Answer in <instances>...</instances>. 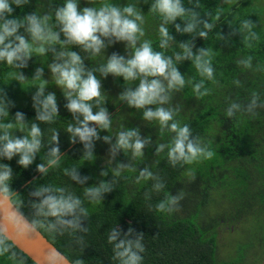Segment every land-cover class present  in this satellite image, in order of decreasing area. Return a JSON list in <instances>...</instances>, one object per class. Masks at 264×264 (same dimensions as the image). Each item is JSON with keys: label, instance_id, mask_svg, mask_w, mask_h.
Wrapping results in <instances>:
<instances>
[{"label": "trees", "instance_id": "1", "mask_svg": "<svg viewBox=\"0 0 264 264\" xmlns=\"http://www.w3.org/2000/svg\"><path fill=\"white\" fill-rule=\"evenodd\" d=\"M64 0H27L22 7L15 8L13 16L22 18L24 14L35 12L44 15L54 12ZM118 6L134 4L144 16L143 39L152 41L155 51H162L166 56H172L173 62L185 78V87L172 94L170 104L163 107L178 109L174 117L181 125L187 124L193 136H199L208 144L213 152L210 160H203L173 167L167 159V151L157 154V146L161 143L169 144L174 133L167 130L161 134L159 126L143 119V110L131 108L125 101L119 99L124 90L123 78H107L95 74L102 83V96L99 104L92 101L93 111L106 108L112 118L109 130H99L100 140H95L94 157L92 160L84 158V148L79 142L71 144L70 134L67 132L69 124L76 125L72 114L64 107L67 100L62 90L58 91V115L51 123L35 120L34 108L29 109L26 104L29 99V82L36 68H43V76L49 74V65L53 63V53L43 56L33 54L29 66L24 69H14L6 62H0V103L11 100L15 107H8L9 115L0 117V122H14V114L21 111L26 116L23 130L16 129V136L27 135L31 123H37L42 132V147L35 161L27 169L17 164L18 157L11 161L0 160L8 164L13 170L10 183L13 195L11 202L23 216L31 220L32 209L29 192L40 185L63 187L72 192L83 202L88 210V217L83 226L87 227L83 236V246L75 244L66 233L64 236L54 237L45 229L38 231L58 249L71 264L81 259L84 264H119L115 260L113 245L108 242V235L112 228L121 231L118 239L124 238V233L132 227L135 235L143 232L145 251L142 253V264H242L250 262L256 264L253 249L264 250V107H256L253 112L246 111L251 102L252 92H257V105H264V12L253 5L251 0H244L229 4V0H183L186 8L199 13L198 20L212 24L211 29H204L203 23H198L192 34H179L174 25H167L169 34L174 37L168 42L166 49L159 47L161 37L159 26L161 19L149 12L152 0H106ZM229 2V3H228ZM228 3V4H227ZM89 0H80V7L97 6ZM15 7V6H14ZM250 19L255 27L252 29L259 39H251V48L245 46L244 36L248 30L240 31L241 21ZM181 27L184 20H177ZM58 31V28L55 29ZM199 31H207V38L198 35ZM25 35L22 28L20 33ZM30 39V38H29ZM61 39L63 36L61 35ZM191 42L193 52L198 48L212 51V66L214 68L215 83L199 76L191 60L176 61L175 53L183 54L179 47L181 43ZM56 50H62L56 45ZM63 50L76 51L84 60L86 69L95 72L108 55L118 52L127 56L125 45L117 43L104 50L96 57L84 53L79 47L66 46ZM251 55L252 68L245 69L238 63ZM25 75L24 81L13 77L15 72ZM52 77V73L47 78ZM204 80V87L209 95L197 98L193 87ZM237 81L239 83H237ZM139 81L131 84L138 86ZM203 91V89H202ZM45 92V91H44ZM34 94V93H33ZM233 103L241 108L233 117H227L226 111ZM153 109L156 105L149 106ZM171 123V122H170ZM138 128L142 139L150 138L145 147L142 158L133 159L131 154L125 155L118 151L113 158L109 149L116 142L117 133L127 129ZM58 133V145L52 142L53 134ZM2 134V131H0ZM110 136L111 142L105 143L104 136ZM61 150L59 164L49 168L46 174L37 172L36 165L46 163L50 157L51 147ZM118 163L130 165L133 170L122 171L119 176L113 174ZM145 167L158 179L141 180L137 184L136 177ZM75 168L81 175L90 177L84 184H79L65 174V169ZM107 176H101V171ZM195 173V177L189 175ZM101 181L113 184V191L106 193L101 201L92 202L85 196V189L98 185ZM162 183L164 187L157 190L154 185ZM181 191L186 193L180 201L181 210L171 215L156 210V205L169 195L176 196ZM224 224H242V234L248 233L240 247L241 259H219L217 243L218 234ZM251 228L248 230L247 224ZM227 224V225H228ZM229 228L231 226H228ZM233 239V238H232ZM26 264H34L27 256ZM246 255L249 256L246 258ZM259 257V256H256ZM0 264H13L7 255L0 257Z\"/></svg>", "mask_w": 264, "mask_h": 264}, {"label": "clouds", "instance_id": "2", "mask_svg": "<svg viewBox=\"0 0 264 264\" xmlns=\"http://www.w3.org/2000/svg\"><path fill=\"white\" fill-rule=\"evenodd\" d=\"M27 0H0V62H6L14 69H24L29 66L33 54L40 56L48 52L53 53V63L48 67L55 80V84L62 90L63 97L67 100L64 107L70 112L77 122L69 124L67 132L70 134L69 142L75 144L77 138L84 148V158L92 160L94 157V141L100 140L99 130H109L112 118L106 108L93 111L92 101L100 102L102 96V83L95 74L107 78H123L124 90L119 99L125 101L131 108L143 110V119L149 123L155 122L161 134L167 130L175 135L169 144L161 143L156 152L160 154L167 151V159L170 165L185 166L203 160H210L213 152L209 149L201 137L193 136L187 124L181 125L174 119L178 109L163 107L170 104L172 94L179 92L185 87V78L173 62L172 56H166L162 51H155L152 41L141 39L145 36L143 28L144 16L134 4L118 6L100 0L99 7H80V0H64L61 6H57L54 12L37 15L35 12L24 14L22 18L13 16L15 8L22 7ZM92 5L96 0H89ZM15 6V7H14ZM149 12L161 19L159 34L161 41L159 47L166 49L168 42L174 37L169 34L167 25H174L179 34H192L196 31L197 24L203 23L204 29H211L212 24L198 20L199 13L194 9L185 7L183 0H152ZM184 20L183 27L177 20ZM255 24L250 19L241 21L240 31L248 30L244 36L245 46L251 48V39H259L252 31ZM27 33L19 34L21 29ZM58 28V31L55 30ZM61 35L63 39H61ZM198 35L207 38V31H199ZM30 38V39H29ZM125 45L127 56L118 52H112L107 56L95 72L85 67L84 60L76 51L63 50L66 46L79 47L84 53L92 57L100 55L104 50L117 43ZM60 45V51L56 50ZM183 54L175 53L176 61L191 60L199 76L215 83L214 68L212 66V51L203 47L193 52V44L184 42L179 45ZM253 57L239 61L245 69L252 68ZM43 68H36L34 79H41ZM13 77L18 81H24L22 72H15ZM139 81L138 86L131 84ZM46 83V82H45ZM237 83H239L237 81ZM203 89V91H202ZM193 92L196 97L202 98L209 95V90L204 87V80L195 84ZM259 99L257 92H252V99L246 111L256 114L253 110ZM32 107L35 110V120L51 123L58 115L59 108L55 93L44 95V85H41L32 96ZM152 105H156L153 109ZM8 107H15V103L7 100L0 103V117H7ZM241 108L233 103L226 111L227 117H233ZM171 122V123H170ZM26 125V116L21 111L14 114V122H0V160L11 161L18 157L17 164L25 169L33 164L42 147V132L37 123H31L27 135L22 137L13 134L16 129L23 130ZM52 142L58 145V133L51 137ZM105 143L111 142L110 136H104ZM150 143V138L142 139L138 128L127 129L117 133L116 142L112 144L109 152L114 158L118 151L125 155L131 154L133 159L142 158L144 149ZM60 148L51 147L48 153L50 157L46 163L36 165V171L46 174L49 168L58 166L60 160ZM131 169L130 165L118 163L113 170L115 176L122 171ZM65 174L79 184H84L90 179L88 176L81 177L75 169H65ZM101 176H107L106 171L100 172ZM189 175L195 177V173ZM13 179L12 168L5 163H0V202L6 205L11 203L14 194L10 183ZM158 179L147 167L139 172L136 183L141 180ZM157 190L164 187L162 183L154 185ZM113 191V184L101 181L85 189V196L92 202L101 201L106 193ZM186 193L181 191L178 195H169L156 205V210L171 215L181 210L180 201ZM29 205L32 209L31 220L26 219L19 211V207H0V257L7 255L13 264H26L23 255L15 249L18 242L32 237L39 229L43 228L48 233L56 236H64L66 233L71 240L83 246V236L78 233H86L88 228L83 226V221L88 217V210L83 206L80 198L63 187L53 185H40L29 192ZM134 234L132 227L124 233L123 239H118L121 231L112 228L108 235V242L113 245L114 259L119 264H142V253L145 251L143 244L144 233L140 232L131 239ZM43 264H67V258L55 248H49L42 256ZM75 264H84L78 259Z\"/></svg>", "mask_w": 264, "mask_h": 264}, {"label": "rangeland", "instance_id": "3", "mask_svg": "<svg viewBox=\"0 0 264 264\" xmlns=\"http://www.w3.org/2000/svg\"><path fill=\"white\" fill-rule=\"evenodd\" d=\"M244 0H229V4H234L237 2H241ZM253 5H255L257 8H259L262 12H264V0H251ZM227 3V4H228ZM49 74H46L45 76H42L41 79L35 80L32 76V79L27 82V85H29V87L27 89H29V92H31L29 94V99L30 101L27 100L26 104L28 106L29 109L33 108L32 104V96L35 94V92L37 91V89L41 86L44 85V95L46 96L49 93H55L56 98H57V94L58 91H60L61 89L55 84V80L53 79V77H48V75L51 74V71H48ZM46 82V83H45ZM34 93V94H33ZM59 98H57L58 100ZM228 224V223H227ZM224 224L223 226H221L220 228V232L218 234V238H217V243H219L218 246V257L219 259H223L226 260L229 257H232L231 259H241V257L243 256H239V252H240V245L243 244V241L246 239L248 233H244L242 234V230H241V225L240 224H234L232 225L230 224ZM228 226H231L230 228ZM248 230H250L251 226L248 223L247 224ZM233 238V239H232ZM240 246V247H238ZM242 253V252H240ZM243 254V253H242ZM253 255L255 261L257 262L256 264H264V250L262 248H255L253 249ZM259 256V257H256ZM249 257L246 255V258ZM244 259V258H243ZM242 259V260H243ZM242 260H239V263L242 264ZM244 264H251L250 262L248 263H244ZM255 264V263H254Z\"/></svg>", "mask_w": 264, "mask_h": 264}, {"label": "water", "instance_id": "4", "mask_svg": "<svg viewBox=\"0 0 264 264\" xmlns=\"http://www.w3.org/2000/svg\"><path fill=\"white\" fill-rule=\"evenodd\" d=\"M11 205H13L12 202L9 205L0 202V207H10ZM0 216H2V213H0ZM49 248L55 247L38 231L29 239L19 241L16 249L27 256L34 264H43V253ZM60 264H64V262L61 261ZM67 264L71 263L67 260Z\"/></svg>", "mask_w": 264, "mask_h": 264}]
</instances>
